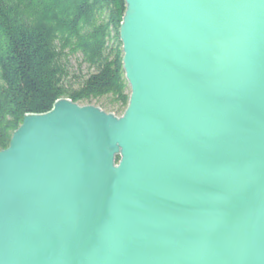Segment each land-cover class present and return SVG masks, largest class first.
I'll return each mask as SVG.
<instances>
[{"label": "water", "instance_id": "water-1", "mask_svg": "<svg viewBox=\"0 0 264 264\" xmlns=\"http://www.w3.org/2000/svg\"><path fill=\"white\" fill-rule=\"evenodd\" d=\"M125 1L123 114L0 150V264H264V0Z\"/></svg>", "mask_w": 264, "mask_h": 264}, {"label": "trees", "instance_id": "trees-1", "mask_svg": "<svg viewBox=\"0 0 264 264\" xmlns=\"http://www.w3.org/2000/svg\"><path fill=\"white\" fill-rule=\"evenodd\" d=\"M125 10V0H0V150L27 113L60 98L123 114ZM74 60L86 72L77 74Z\"/></svg>", "mask_w": 264, "mask_h": 264}, {"label": "rangeland", "instance_id": "rangeland-1", "mask_svg": "<svg viewBox=\"0 0 264 264\" xmlns=\"http://www.w3.org/2000/svg\"><path fill=\"white\" fill-rule=\"evenodd\" d=\"M73 62H74V68L76 69L77 74H81L82 71L86 72V66H83L82 69H80L77 67L78 62L76 60H74ZM92 104L97 105L96 102H93Z\"/></svg>", "mask_w": 264, "mask_h": 264}]
</instances>
